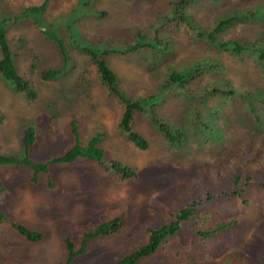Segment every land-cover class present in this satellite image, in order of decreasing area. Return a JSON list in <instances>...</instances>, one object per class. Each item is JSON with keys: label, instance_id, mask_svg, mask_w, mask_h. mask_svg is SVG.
I'll list each match as a JSON object with an SVG mask.
<instances>
[{"label": "rangeland", "instance_id": "rangeland-1", "mask_svg": "<svg viewBox=\"0 0 264 264\" xmlns=\"http://www.w3.org/2000/svg\"><path fill=\"white\" fill-rule=\"evenodd\" d=\"M174 1L90 0L87 7H81L83 0H50L48 22L54 23L53 29L67 47L70 61L66 65L57 45L34 27L8 22L15 66L39 97L30 100L15 92L0 75V154L21 155L22 136L30 126L36 127L38 137L33 159L45 160L62 153L72 144L71 124L77 121L84 142L102 134L101 146L110 159L137 170L139 180L121 182L93 162L58 165L51 174L61 189L53 193L47 188L46 175L39 186H33L30 169L0 168V180L10 191L6 210L25 226L44 233L41 242L29 243L10 225L0 223L3 261L63 264L66 251L62 232L79 247L85 232L125 215V226L119 234L96 242V246L92 244L89 253L74 263L114 264L148 242L147 228L169 222L170 215L191 196L203 194L205 188L233 173L246 147L252 148L246 168H252L255 174L264 168V59L258 53L264 52V0H196L187 10L205 34L213 32L224 18L246 15L244 22L217 33V39L249 42L246 47L253 46L248 51L254 53L246 51L244 56H237L222 52L197 38L198 33L183 24L163 32L171 42L165 55L142 48L131 55L108 59L120 87L132 100L160 96L173 69L181 72L206 59L221 63L220 74L209 73L196 79L189 85L190 93L179 89L163 93L162 101L154 106L162 120L185 132V142L180 147L167 142L147 113H138L134 126L149 140L150 149L141 151L129 142L119 129L123 106L98 80L90 58L74 47L73 38L79 37L86 41L111 38L134 43L135 34H149L157 13H167ZM44 2L0 0V20ZM99 12L106 16H98ZM64 65V74L58 80L43 81L46 70ZM218 76L229 79L237 91L251 94L252 98L202 97L203 87L214 83ZM217 105L222 114H215ZM254 176L258 179V174ZM249 194V207L241 208L238 203L217 205L207 211V220L202 212L205 223L201 228L235 219L238 224L233 230L201 241L184 229L140 264H264V188L254 185Z\"/></svg>", "mask_w": 264, "mask_h": 264}, {"label": "trees", "instance_id": "trees-1", "mask_svg": "<svg viewBox=\"0 0 264 264\" xmlns=\"http://www.w3.org/2000/svg\"><path fill=\"white\" fill-rule=\"evenodd\" d=\"M127 2H136L140 0H124ZM196 0H175L171 3V7L167 13H157L156 20L149 27V34H135V42L128 43L123 41L105 38L95 41H86L79 37L75 40L73 37L74 47L82 54L90 58L92 69L98 76V80L107 89L111 97L116 98L123 106L124 111L119 123V129L124 134L129 142L141 151L150 149V142L141 133L135 129V118L138 113H147L154 124L158 127L161 134L171 146L180 147L185 142V132L181 129H175L168 122L162 120L155 110L154 106L162 101L163 93L165 95L172 93L175 89L186 90L190 93L189 85L198 78L212 73L218 75L221 72L222 65L220 62L206 59L203 62L196 63L190 69L179 72L171 70L168 74L165 85L161 89V95L157 97L147 98L145 100H132L126 92L120 87L118 75L111 68L109 58L114 55L127 56L134 54L142 48L150 50L155 55L167 54L170 51L171 42L163 36L164 31L170 28H180L181 25H186L191 31L197 32V38L205 39L210 45L215 46L222 52H229L237 56H244V53L253 46H248L239 41L223 42L217 39V33L232 27L234 24L244 22L247 19L246 15H236L222 19L216 26L213 32L205 34L192 21L191 15H188V7ZM219 1V0H215ZM90 0H83L81 7L88 6ZM50 0H45L43 4L33 5L24 8L18 16H8L0 20V50L2 59L0 60V75L4 81L11 85V88L17 92L27 95L30 100H37L39 97L38 91L33 87L32 83L23 78L15 66V54L13 53L8 41V22L15 21L17 24H29L34 27L38 34L57 45L64 64L70 61L67 47L60 34H57L53 29L54 23L48 22L47 17L48 6ZM262 9L261 11H263ZM260 12V11H259ZM96 14V13H95ZM98 16H106L105 12H99ZM251 17L254 14L250 15ZM8 18V19H7ZM176 24V26L174 25ZM171 25V26H170ZM196 38V37H194ZM249 53H254L252 50ZM258 52V51H256ZM261 53L264 59V52ZM49 69L43 75V81L50 82L58 80L64 73L63 69ZM221 76V75H220ZM85 82V81H84ZM202 97L214 96L216 98H228L230 96L239 95L242 98L250 99L253 95L241 93L237 91L229 79L216 77L215 82L204 86ZM191 98V96L187 95ZM201 97V96H200ZM206 98V97H205ZM206 106V103L203 105ZM208 107V111H209ZM215 114L222 110L216 106ZM214 115V114H213ZM200 117V114H197ZM257 120L261 119L257 116ZM72 144L67 150L62 153L48 157L45 160H35L32 158V152L38 144L37 129L35 126L27 127L22 136L23 151L21 155H3L0 154V168L16 167L27 168L32 171L31 185L39 186L43 175L47 176V188L53 193L60 191L58 182L53 179L51 170L58 165H71L82 162H93L109 173L115 175L119 181L125 182L129 180H139L137 170L125 166L119 161L110 159L106 151L102 148V134H97L91 138L89 142H84L79 131L77 121L71 124ZM55 127H53L54 139ZM252 148L246 147V150L240 158L237 168L220 182L217 181L209 188H205V193L198 196H191L184 202L178 211L170 215L171 220L162 226H151L147 228L149 240L146 244L134 249L129 254L124 255L114 264H140L143 260L148 259L159 252L162 246L171 238L175 237L180 231L189 229L194 237L199 240L212 239L215 236L233 230L238 221H223L217 226L209 228H201V224L205 223L202 212L206 214V220L209 218L207 211L215 206L228 205L229 203H238L241 208L250 206V194L254 185L259 188H264V168L257 169L258 179L253 169L246 168L247 162L251 158ZM264 163V161H263ZM244 165V166H243ZM219 177V176H218ZM195 189L194 185L189 189L191 192ZM10 197L8 187L0 180V223L10 225L25 241L29 243H39L44 239V233L39 230H32L15 219L5 208L7 200ZM217 206V207H218ZM200 223V224H199ZM189 225L190 228H186ZM125 226V215H120L112 220L102 222L94 226L91 230L83 234L80 246L77 247L75 242L65 233L62 232L64 238V247L66 258L63 264H74L79 258L87 255L91 245H95L98 241L110 239L119 234ZM97 245V244H96ZM95 245V246H96ZM0 264H17L14 262L3 261L0 258ZM203 264V263H199Z\"/></svg>", "mask_w": 264, "mask_h": 264}]
</instances>
